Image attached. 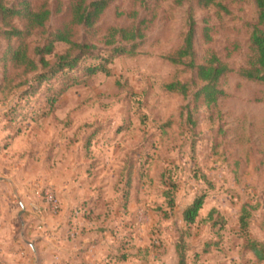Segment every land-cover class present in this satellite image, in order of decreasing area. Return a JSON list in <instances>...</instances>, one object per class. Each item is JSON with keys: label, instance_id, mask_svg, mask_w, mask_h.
Here are the masks:
<instances>
[{"label": "rangeland", "instance_id": "374dc122", "mask_svg": "<svg viewBox=\"0 0 264 264\" xmlns=\"http://www.w3.org/2000/svg\"><path fill=\"white\" fill-rule=\"evenodd\" d=\"M28 1L51 11L29 37L32 46L71 26L73 0ZM257 15L255 0H112L90 29L72 26L95 57H81L32 94L25 90L34 73L6 60L0 36V264H177V242L186 264H264L246 246L248 238L264 245V83L239 72L252 56ZM191 23L195 62L215 56L230 69L211 107L192 101L201 82L190 58L167 59ZM12 25L23 22L13 18ZM111 27H139L143 37L135 54L113 57L108 74L88 77L85 67L110 54L104 41ZM66 48L55 44L57 53ZM173 80L193 90H167ZM47 186L61 208L42 217L35 191ZM201 193L204 203L186 224L182 212ZM84 241L87 248L100 243V260L62 256L61 244L79 251Z\"/></svg>", "mask_w": 264, "mask_h": 264}, {"label": "trees", "instance_id": "16d2710c", "mask_svg": "<svg viewBox=\"0 0 264 264\" xmlns=\"http://www.w3.org/2000/svg\"><path fill=\"white\" fill-rule=\"evenodd\" d=\"M112 0H73L69 5L70 25H65L53 32L48 33L44 41L40 44L32 46L29 37L34 33L35 29L43 28L48 21L51 11L46 5H41L34 9L28 0H20L16 5H5L0 1V36L7 40V46L4 58L12 64L13 67H22L24 73H34L26 93H34L36 87L44 80L59 72L70 71L78 66L81 57L85 55L93 56L90 48L94 47L90 43L78 42L73 36L72 26H83L90 29L102 15L104 10ZM212 0H204V4L211 3ZM258 15L257 22L250 34V45L252 56L247 61V65L239 72L240 74L254 81L264 83V0H255ZM17 18L23 22L21 27L12 25V19ZM191 23L186 34L183 45L167 57L173 63H182L185 58H190L187 66L194 71L197 81L201 82L198 89L192 93V101L202 102L206 106H214L217 100L224 95V91L220 85L221 78L229 72V67L221 62L217 57L212 56L204 63H196L194 60L193 39L194 27ZM206 30V28H205ZM143 37V33L139 27H111L104 41L106 45L112 46L110 54L102 58V62L88 65L84 69L86 76H92L97 72L109 73L107 64L111 62L113 57L122 54H135L138 40ZM15 40V44L10 43L11 39ZM65 43L67 48L62 53L55 51L56 43ZM130 46H127L128 43ZM75 50V54L70 51ZM47 56L55 57L53 62L47 59ZM95 57V56H93ZM27 82V83H28ZM195 83V82H193ZM70 84L65 85L57 92L62 93ZM166 89L187 96L191 92V85L188 82L173 80L165 85ZM24 92V93H25ZM192 110H188L187 118H191ZM170 190L176 189L174 183L170 184ZM171 191H166L167 204L170 207L174 205V199ZM205 194L197 195L192 202L186 206L182 212L183 220L186 224H192L199 210L204 203ZM212 214V210L209 215ZM247 214L245 206L242 208L240 216V227L247 229ZM247 248L253 253L258 260L264 259V245L255 240L248 238L246 242ZM177 264H186L185 251L182 243L177 242L176 246Z\"/></svg>", "mask_w": 264, "mask_h": 264}, {"label": "built area", "instance_id": "2783aa9c", "mask_svg": "<svg viewBox=\"0 0 264 264\" xmlns=\"http://www.w3.org/2000/svg\"><path fill=\"white\" fill-rule=\"evenodd\" d=\"M35 195L38 200L44 202V206L36 207L38 215L42 216L46 213L55 215L60 211L61 202L50 186L37 189Z\"/></svg>", "mask_w": 264, "mask_h": 264}, {"label": "crops", "instance_id": "0c3cea01", "mask_svg": "<svg viewBox=\"0 0 264 264\" xmlns=\"http://www.w3.org/2000/svg\"><path fill=\"white\" fill-rule=\"evenodd\" d=\"M12 201V198H11ZM43 217V215H42ZM98 247L100 246V243L96 244ZM71 245H64L61 244V253L63 257H71L72 259H77L79 261H86V262H94L96 260H100L101 254H97L96 250H101V247H92L89 246L86 247V242L84 241L82 244L78 243L77 246L79 249L84 248L83 250H75V249H69L68 247ZM72 247V246H71ZM73 248V247H72ZM62 257V258H63Z\"/></svg>", "mask_w": 264, "mask_h": 264}, {"label": "water", "instance_id": "95a60500", "mask_svg": "<svg viewBox=\"0 0 264 264\" xmlns=\"http://www.w3.org/2000/svg\"><path fill=\"white\" fill-rule=\"evenodd\" d=\"M22 211H23V206H22V210L20 211V213L19 214H21L22 213ZM30 244V246L31 247H33V244L32 243H29Z\"/></svg>", "mask_w": 264, "mask_h": 264}]
</instances>
